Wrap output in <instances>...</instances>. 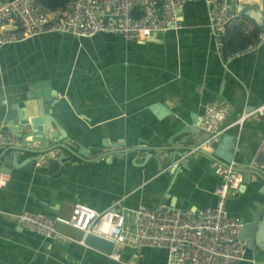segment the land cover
Here are the masks:
<instances>
[{"label": "crops", "instance_id": "crops-1", "mask_svg": "<svg viewBox=\"0 0 264 264\" xmlns=\"http://www.w3.org/2000/svg\"><path fill=\"white\" fill-rule=\"evenodd\" d=\"M5 1L9 0H0V5ZM234 11L225 37L251 44L260 29L240 16L237 7ZM180 21V30L147 42L110 34L80 39L55 33L0 49V134L10 129L4 122L7 105L19 110L25 105L30 115L53 90L59 102L50 106L51 129L63 131L89 155L78 160L58 149L51 151L54 157L49 152L45 156L46 166L29 162L12 168L7 187L0 189V264H167L165 251H137L129 245L120 246L121 262H116L92 247L45 239L18 227L7 215L68 217L76 203L101 212L118 201L128 217L140 205L174 204L171 208L195 215L214 206L219 179L211 161L188 153L175 168L172 152L166 151L168 140L182 125H191L192 116L202 118L214 103L229 106L227 125L243 112L264 106V44L224 68L211 40L205 4L186 3ZM154 106H162L166 114L157 116ZM224 135L237 142L233 166L246 169L260 153L264 115H253L241 128L232 126ZM181 137L173 138V144ZM47 142L49 147L56 140ZM114 145L124 151L122 159L113 163L98 158L115 151ZM61 155L67 157L62 163ZM15 156L18 163H26L37 154L19 150ZM243 189L228 198L226 208L245 224L264 216V184L252 175ZM56 227L75 239L82 237L72 228ZM246 258L238 264H251V259L264 263L260 254L250 250Z\"/></svg>", "mask_w": 264, "mask_h": 264}, {"label": "built area", "instance_id": "built-area-1", "mask_svg": "<svg viewBox=\"0 0 264 264\" xmlns=\"http://www.w3.org/2000/svg\"><path fill=\"white\" fill-rule=\"evenodd\" d=\"M190 1L193 0H66L65 7L53 13L37 4L36 0L5 1L0 5V49L55 33L80 39L110 34L126 41L147 42L158 34L180 30V13ZM200 1L207 8L209 33L224 68L233 59L264 44V30L260 29L256 39L245 49L226 54L224 37L227 27L236 17L234 7H239L245 0ZM136 11L139 15H135ZM230 111L223 102L214 103L206 109L201 129L209 134V138L202 149L211 151V143L217 142L229 128H241L251 116L264 115V106L243 112L227 125ZM118 143L123 144L122 141ZM12 146L37 149L39 144L23 140L21 134L12 130L0 134V155ZM258 151L264 153V139ZM47 154L35 161V166H46ZM50 157L54 155L50 154ZM232 167L233 164L225 167L210 162V168L219 179L214 189L216 201L213 207L199 215L190 210L140 205L128 217L127 210L118 201L101 212L76 203L68 217L49 218L29 212L7 216L18 227L45 239L86 248H91L86 244L89 236L109 242L113 248L109 254H104L116 262H121L120 246L129 245L137 251L145 248L163 250L167 253V264H238L247 259L248 243L245 239H239L244 223L240 218L229 215L226 205L228 198L237 193L242 185L244 173H238ZM247 169L264 172V162L258 164L252 160ZM8 183L9 176L0 171V189L6 188ZM57 225L79 231L82 233L81 239L59 231ZM249 262L264 264L253 259Z\"/></svg>", "mask_w": 264, "mask_h": 264}, {"label": "water", "instance_id": "water-1", "mask_svg": "<svg viewBox=\"0 0 264 264\" xmlns=\"http://www.w3.org/2000/svg\"><path fill=\"white\" fill-rule=\"evenodd\" d=\"M237 12L240 16L250 19L255 28L264 29V0H245L239 7H237ZM56 96V91H50L48 97L42 98L41 101L38 102L37 111L34 110L30 113V115H28L27 111H25V105L20 108L21 110L14 105L6 106L4 122L8 123L10 128L8 131L15 130L23 132L26 129L30 130L26 133L23 132L21 134V138L25 141L37 142L39 146L37 149L12 146L3 151L0 155V159H3L0 168L2 173L10 176L13 167H23L29 162L39 160L43 154L58 149H65L69 151L73 156V159L76 158L78 160H84L89 156L85 149L79 147V145L72 140L66 139L67 135L63 133V131L51 129L50 126L54 123V119L52 117V109L50 106L58 104V99H54ZM162 108V106H154L152 111L153 113H156L157 116H163L166 112L164 111L165 109ZM156 109H158L157 112L155 111ZM12 110L16 111L15 115L10 113ZM191 119V125H182L168 140V147L166 148V151L168 153L172 152L171 160L173 166L177 168L179 161L182 160V157L188 153H197L203 155L210 161L229 167L235 157L234 147L237 143L236 139L228 135H223L217 142L211 143V151L202 149V145L207 142L209 134L205 133L201 129V117L195 118L192 116ZM182 135L183 137L179 139L178 143L173 144V138ZM49 139H55L56 143L48 147L47 141ZM70 147H74L76 151H72ZM112 147L115 151L110 153L104 152L98 158H105L107 160H111L113 163L122 159V154L124 152L122 151V148L119 145H114ZM10 150L13 152L6 154ZM19 150L35 153L37 154V157L26 161V163H18L15 153ZM66 158L67 157L65 155H61L58 157V162L62 163V161ZM72 158L69 160L72 161ZM254 160L256 163L262 164L264 162V153H258ZM232 169L238 173H244L243 182L237 192L238 194L242 193L244 190L243 188H246V186L250 183L252 175L264 184V172H258L247 168L239 170L232 167ZM171 207H174V204H172ZM262 210L264 211V206L262 207ZM239 239H245L248 243V250L253 253H256L258 250L261 258L264 260V216L261 219L245 223L240 230ZM86 244L105 254H109L113 248L111 243L93 236L86 238Z\"/></svg>", "mask_w": 264, "mask_h": 264}, {"label": "trees", "instance_id": "trees-1", "mask_svg": "<svg viewBox=\"0 0 264 264\" xmlns=\"http://www.w3.org/2000/svg\"><path fill=\"white\" fill-rule=\"evenodd\" d=\"M36 3L39 4L44 9L49 12H57L63 9L66 5V0H36ZM135 15H139L138 12H135ZM257 37V36H256ZM234 44L233 46H229V44ZM250 43H236L234 38L229 41L227 37L224 38V51L226 54L234 53L236 51H240L245 49Z\"/></svg>", "mask_w": 264, "mask_h": 264}, {"label": "rangeland", "instance_id": "rangeland-1", "mask_svg": "<svg viewBox=\"0 0 264 264\" xmlns=\"http://www.w3.org/2000/svg\"><path fill=\"white\" fill-rule=\"evenodd\" d=\"M256 253H258V254H259L258 250L256 251Z\"/></svg>", "mask_w": 264, "mask_h": 264}, {"label": "bare ground", "instance_id": "bare-ground-1", "mask_svg": "<svg viewBox=\"0 0 264 264\" xmlns=\"http://www.w3.org/2000/svg\"><path fill=\"white\" fill-rule=\"evenodd\" d=\"M15 133H17V132H15Z\"/></svg>", "mask_w": 264, "mask_h": 264}]
</instances>
